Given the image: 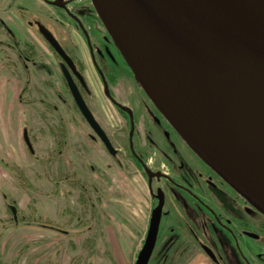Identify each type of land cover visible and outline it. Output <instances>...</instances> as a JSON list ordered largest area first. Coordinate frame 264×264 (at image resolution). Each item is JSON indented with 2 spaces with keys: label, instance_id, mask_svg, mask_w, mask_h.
<instances>
[{
  "label": "flooded vegetation",
  "instance_id": "af4514ba",
  "mask_svg": "<svg viewBox=\"0 0 264 264\" xmlns=\"http://www.w3.org/2000/svg\"><path fill=\"white\" fill-rule=\"evenodd\" d=\"M34 4L53 10V17L34 14ZM11 9L17 11L14 16L20 28H25L20 29V36L17 33L20 39L5 21ZM65 27L81 39L86 53L83 59L76 55L77 45L72 49L65 46ZM44 33L61 48L63 56ZM39 43L52 54V64ZM3 44L9 53L12 83L23 85L14 94L16 101L43 106L44 131L56 136L58 154L66 147V131L55 101L61 107L71 103L79 119L78 123L73 116L72 126L79 132L87 130L84 137L90 152L83 150L79 133L77 158L81 164L84 158L91 161L94 181L113 182L114 169L128 178L130 166L138 173L148 201L141 248L153 220L157 226L147 264H264V215L201 161L158 112L137 86L90 0H0ZM0 52L5 59L4 50ZM85 59L98 83V96L91 89ZM69 84L90 112L95 127L83 116ZM29 115L31 122L32 109ZM51 118L57 121L58 133ZM22 139L33 154L25 127Z\"/></svg>",
  "mask_w": 264,
  "mask_h": 264
},
{
  "label": "water",
  "instance_id": "95a60500",
  "mask_svg": "<svg viewBox=\"0 0 264 264\" xmlns=\"http://www.w3.org/2000/svg\"><path fill=\"white\" fill-rule=\"evenodd\" d=\"M90 3L158 112L201 161L264 215V0ZM10 210L15 220L16 210ZM156 230L153 220L135 264H147Z\"/></svg>",
  "mask_w": 264,
  "mask_h": 264
},
{
  "label": "rangeland",
  "instance_id": "374dc122",
  "mask_svg": "<svg viewBox=\"0 0 264 264\" xmlns=\"http://www.w3.org/2000/svg\"><path fill=\"white\" fill-rule=\"evenodd\" d=\"M33 11L53 17V10L40 4H34ZM16 14L14 9L8 10L5 21L20 39V29L25 28H20ZM64 32L65 46L72 49L77 45V57H86L81 39L67 27ZM3 45L0 49L6 57L0 52V264H134L141 249L148 204L138 173L130 166L128 178L114 169L113 182L94 181L89 171L91 161L84 158L81 164L77 158L79 133L83 150L90 152L84 137L87 130L79 132L72 126L71 118L74 116L78 123L79 119L71 103L61 107L55 101L66 131V147L58 154L56 136L44 131L43 106L17 103L14 94L23 85L15 87L12 83L7 66L9 53ZM37 46L52 64L53 56L47 47L41 43ZM85 60L91 89L98 96V83ZM50 124L58 133L57 121L51 118ZM23 127L33 154L23 142ZM10 206L16 210L15 220Z\"/></svg>",
  "mask_w": 264,
  "mask_h": 264
},
{
  "label": "crops",
  "instance_id": "0c3cea01",
  "mask_svg": "<svg viewBox=\"0 0 264 264\" xmlns=\"http://www.w3.org/2000/svg\"><path fill=\"white\" fill-rule=\"evenodd\" d=\"M6 14H7V13H6ZM6 14H5V17H6ZM6 19H7V17H6ZM6 19H5V20H6Z\"/></svg>",
  "mask_w": 264,
  "mask_h": 264
}]
</instances>
